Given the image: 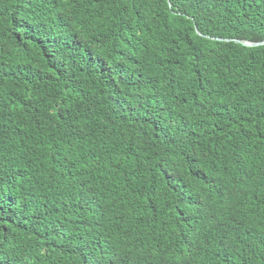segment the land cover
I'll return each instance as SVG.
<instances>
[{
    "label": "trees",
    "instance_id": "16d2710c",
    "mask_svg": "<svg viewBox=\"0 0 264 264\" xmlns=\"http://www.w3.org/2000/svg\"><path fill=\"white\" fill-rule=\"evenodd\" d=\"M235 40L264 0H0V264H264V45Z\"/></svg>",
    "mask_w": 264,
    "mask_h": 264
},
{
    "label": "water",
    "instance_id": "95a60500",
    "mask_svg": "<svg viewBox=\"0 0 264 264\" xmlns=\"http://www.w3.org/2000/svg\"><path fill=\"white\" fill-rule=\"evenodd\" d=\"M170 6V5H169ZM235 43H241L245 46H258V45H264V41L260 42V43H247V42H240L238 40H235Z\"/></svg>",
    "mask_w": 264,
    "mask_h": 264
}]
</instances>
